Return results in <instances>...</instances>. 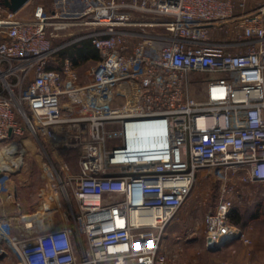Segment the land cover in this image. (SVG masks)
I'll return each instance as SVG.
<instances>
[{
  "label": "built area",
  "instance_id": "built-area-1",
  "mask_svg": "<svg viewBox=\"0 0 264 264\" xmlns=\"http://www.w3.org/2000/svg\"><path fill=\"white\" fill-rule=\"evenodd\" d=\"M70 2L36 4L31 20L0 6V142L20 121L43 139L71 218L20 242L0 229L17 264H169L164 232L202 169L218 184L206 248L249 244L229 214L245 186L264 185V0ZM75 25L89 33L54 44ZM84 39L98 60L80 84L61 52ZM145 129L152 149H132Z\"/></svg>",
  "mask_w": 264,
  "mask_h": 264
},
{
  "label": "rangeland",
  "instance_id": "rangeland-1",
  "mask_svg": "<svg viewBox=\"0 0 264 264\" xmlns=\"http://www.w3.org/2000/svg\"><path fill=\"white\" fill-rule=\"evenodd\" d=\"M38 1L47 10L51 9V0H31L21 8L18 13L19 17L17 16V18L21 20L26 18L32 19L31 13L35 6L34 4ZM81 8L82 5L79 0H72V2L63 7L68 13L78 12ZM157 29L155 28V30ZM65 33H71V35L54 40V44H58L60 40L72 42L78 36L86 35L89 31L85 30L82 26L75 25L67 28ZM96 62L97 60L88 58L78 67L74 68L77 83L83 84L89 81L90 72ZM53 66L61 68V61H55ZM20 123L24 128L21 134L0 142V153L12 145L16 147V152L11 154V156L2 153L3 160L8 163L11 170L1 172L0 174V201L3 202V206L1 207H3L10 218L13 217V211H8V207L23 203H30L34 208V212L37 210L35 214L41 213L44 214V217L48 213V208L59 210L56 214H52L50 218L46 216L42 219L41 223L43 227H39V224L35 222L31 228L26 229L24 227L25 223H21L17 216L16 219L19 222L10 221L13 225L12 233L26 237L46 231L48 226H51L52 219L56 221L59 218V214L64 212L67 204L58 188L57 182L51 181V173L44 166V164L47 165L48 160H55L50 153L49 147L41 138L38 140L39 144L36 138L26 129L24 123L21 121ZM117 142L120 143L119 141ZM112 143L114 144L115 141H112ZM40 145L43 147L44 152ZM18 158L22 160L21 165L18 169H15L12 167L11 160ZM77 158V152H70L61 156L62 160H66L69 163L77 160ZM55 165L57 168L58 164L55 163ZM217 190L218 184L210 170L202 169L197 172L193 186L183 206L169 223L170 225L166 227L163 235V246L165 247L169 264L210 263L211 260L207 256L208 251L203 247L205 234L202 220L205 214L214 207ZM50 193H55L58 199H52V194ZM234 206L242 216V228L246 238L249 240V244L234 240L239 243L235 245L234 250L230 251V254L264 252V185L252 184L245 186L242 189V198L235 201ZM254 214H258V216L253 217ZM33 215L34 213L29 217H22L30 219ZM177 237L180 241L176 240ZM1 247L0 249L7 254L6 259L1 264H17L18 258L15 251L10 249L6 244H1Z\"/></svg>",
  "mask_w": 264,
  "mask_h": 264
},
{
  "label": "crops",
  "instance_id": "crops-1",
  "mask_svg": "<svg viewBox=\"0 0 264 264\" xmlns=\"http://www.w3.org/2000/svg\"><path fill=\"white\" fill-rule=\"evenodd\" d=\"M36 4H42V3H40L38 1V2H36ZM36 4H34V5H36ZM19 11L17 12L16 17L18 16ZM32 12H33V10H32ZM31 15H32V13H31ZM22 20H31V19L26 18V19H22ZM62 161L66 162L68 164L70 171L72 173L77 172V160L73 161L72 163L71 162L69 163L66 160H62ZM0 189H1V186H0ZM1 206H3L2 201H0V229H1V231L11 241L20 242L24 237L22 235L12 233L13 225H12V222H10V221H18L16 219V216H17L19 218V221H21V223H25L23 221V218H21V217L22 216L29 217L33 213L35 214L37 212V210H36V212H34V208L30 203H23V204H18L17 206H10V207H8V211H10V212L13 211V215H12L13 217L10 218V217H8L7 212ZM66 207L64 209V212L59 214V218H57L56 221H55V219H52L51 226L50 227L48 226V229H50V228H53V229L54 228H61L63 226H70V223H71L70 211H69V208L68 207L66 208ZM47 212L48 213L45 215V217L47 216L50 218L52 216V214H56L57 212H59V210L56 208H53V209L48 208ZM35 222H37V221H35ZM35 222H32V223H35ZM169 225L170 224H168V226ZM24 227H25V224H24ZM26 229H28V228H26ZM237 243H239V242L230 241V242H227L226 244H224L223 246H221L219 250L209 251L206 248L207 242L204 238L203 247L206 251H208L207 256L211 260L209 264H264V252L251 253V254L241 252V253H235V254L231 255L230 251L234 250V247ZM1 244L7 245L6 241H4V240H0V248H2ZM0 250H1L0 251V264H1L6 259L7 254L2 249H0Z\"/></svg>",
  "mask_w": 264,
  "mask_h": 264
},
{
  "label": "bare ground",
  "instance_id": "bare-ground-1",
  "mask_svg": "<svg viewBox=\"0 0 264 264\" xmlns=\"http://www.w3.org/2000/svg\"><path fill=\"white\" fill-rule=\"evenodd\" d=\"M130 135H131L130 136L131 138L129 139V146L132 149H136V150H151L152 149L154 137H153V134L151 133L150 130L145 129V130H140V131H136V132L134 131L133 135L132 134H130ZM14 152H16V147L14 145H12V146L6 148L5 150L1 151V153H0V174H1V172H8L11 170V167L8 165V163L5 162V160H3L2 153L4 155L11 156V154H13ZM21 161L22 160L20 158L15 159V160H11L12 167H14L15 169H18L21 165ZM50 194H52V193H50ZM56 198H57V196L55 195V193H53L52 199H56ZM21 218H23V217H21ZM42 219H44V214H41V213L40 214L39 213L34 214L30 219L23 218V221L25 222V228H31L33 226L32 222H35V221H37V223L39 224V227H43V225L41 223ZM25 231H26V229H25Z\"/></svg>",
  "mask_w": 264,
  "mask_h": 264
},
{
  "label": "trees",
  "instance_id": "trees-1",
  "mask_svg": "<svg viewBox=\"0 0 264 264\" xmlns=\"http://www.w3.org/2000/svg\"><path fill=\"white\" fill-rule=\"evenodd\" d=\"M61 56L68 58L74 68L78 67L83 61L88 58H92L95 61L98 60V54L96 50L92 47L91 41L89 39H84L68 46L61 52ZM57 69L59 70L60 67ZM257 216L258 214H254L253 217ZM229 222L230 224L243 230L242 216L235 206L232 208L229 214Z\"/></svg>",
  "mask_w": 264,
  "mask_h": 264
},
{
  "label": "water",
  "instance_id": "water-1",
  "mask_svg": "<svg viewBox=\"0 0 264 264\" xmlns=\"http://www.w3.org/2000/svg\"><path fill=\"white\" fill-rule=\"evenodd\" d=\"M28 0H0V6L5 8L10 13H17L23 6L27 4ZM208 245H211V240H206ZM221 247V246H220ZM220 247L209 248V251L219 250Z\"/></svg>",
  "mask_w": 264,
  "mask_h": 264
}]
</instances>
